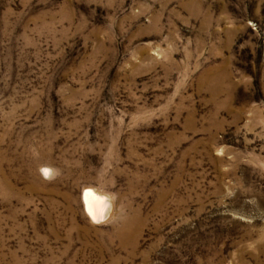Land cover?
<instances>
[{"label": "rangeland", "instance_id": "1", "mask_svg": "<svg viewBox=\"0 0 264 264\" xmlns=\"http://www.w3.org/2000/svg\"><path fill=\"white\" fill-rule=\"evenodd\" d=\"M0 264H264V0H0Z\"/></svg>", "mask_w": 264, "mask_h": 264}, {"label": "clouds", "instance_id": "2", "mask_svg": "<svg viewBox=\"0 0 264 264\" xmlns=\"http://www.w3.org/2000/svg\"><path fill=\"white\" fill-rule=\"evenodd\" d=\"M38 172L46 182H53L61 175L60 169L50 165L41 166ZM80 199L84 206V214L94 225L114 224L126 219L124 205L120 204L117 208V194L107 190L101 193L99 183L83 186Z\"/></svg>", "mask_w": 264, "mask_h": 264}]
</instances>
